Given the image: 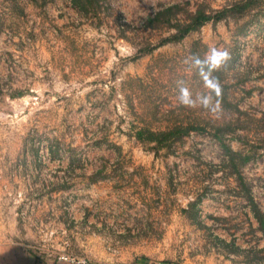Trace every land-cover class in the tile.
Listing matches in <instances>:
<instances>
[{
  "label": "rangeland",
  "instance_id": "1",
  "mask_svg": "<svg viewBox=\"0 0 264 264\" xmlns=\"http://www.w3.org/2000/svg\"><path fill=\"white\" fill-rule=\"evenodd\" d=\"M239 1L0 0L1 260L264 264V0L169 40ZM213 46L219 119L176 100Z\"/></svg>",
  "mask_w": 264,
  "mask_h": 264
},
{
  "label": "clouds",
  "instance_id": "2",
  "mask_svg": "<svg viewBox=\"0 0 264 264\" xmlns=\"http://www.w3.org/2000/svg\"><path fill=\"white\" fill-rule=\"evenodd\" d=\"M231 60L229 49L216 46L208 48L202 55L199 52L187 55L182 63L187 66L188 71L198 76L205 91L194 92L183 79H178L175 82L178 105L187 109H202L213 118L219 119L223 112V86L214 73L226 68Z\"/></svg>",
  "mask_w": 264,
  "mask_h": 264
},
{
  "label": "trees",
  "instance_id": "3",
  "mask_svg": "<svg viewBox=\"0 0 264 264\" xmlns=\"http://www.w3.org/2000/svg\"><path fill=\"white\" fill-rule=\"evenodd\" d=\"M94 1V0H93ZM255 2V0H243V1H239L229 7L223 8L218 12H214L213 14H204L202 12H196L194 14V16L191 18V20L189 21V23H187L186 25L183 26H179V25H174L173 27L175 28V33L173 35H171L170 37V41H179L181 38H183L187 33L191 32V31H195L197 28L201 27L204 23L207 22H217L220 21L222 19H225V17H232V16H239L242 12H244L246 9H249L253 3ZM168 13V11H165L162 14H157L155 15V17L153 19H151L152 21H157L161 16H164ZM186 131L180 129V128H175L173 130H170L166 133H161L158 136L162 137L163 139H168V138H174V139H178L182 136V134H185ZM137 138H140L142 136V134H136ZM227 155L229 157L230 160H232V156H235L234 153H230L227 151ZM251 211L252 213L256 216L258 222H259V227L261 228L262 232L264 233L263 230V224L261 222V219L257 217L256 215V211H255V206L253 205V203H251ZM264 251V250H263Z\"/></svg>",
  "mask_w": 264,
  "mask_h": 264
},
{
  "label": "built area",
  "instance_id": "4",
  "mask_svg": "<svg viewBox=\"0 0 264 264\" xmlns=\"http://www.w3.org/2000/svg\"><path fill=\"white\" fill-rule=\"evenodd\" d=\"M52 235H49L51 237ZM31 250L35 251L37 254H46L48 256L53 257L57 264H89L85 259L82 257H78L73 255L72 253L68 252V243L63 241L59 246L53 247L49 246L47 249L43 247H28ZM64 257L65 259H62Z\"/></svg>",
  "mask_w": 264,
  "mask_h": 264
},
{
  "label": "crops",
  "instance_id": "5",
  "mask_svg": "<svg viewBox=\"0 0 264 264\" xmlns=\"http://www.w3.org/2000/svg\"><path fill=\"white\" fill-rule=\"evenodd\" d=\"M19 263L20 262H16L15 258H11L10 261H8V260H1L0 259V264H19ZM169 264H172V263H169Z\"/></svg>",
  "mask_w": 264,
  "mask_h": 264
}]
</instances>
